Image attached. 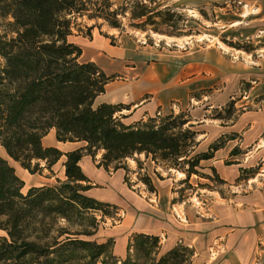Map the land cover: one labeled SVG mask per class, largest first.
<instances>
[{"label": "trees", "instance_id": "16d2710c", "mask_svg": "<svg viewBox=\"0 0 264 264\" xmlns=\"http://www.w3.org/2000/svg\"><path fill=\"white\" fill-rule=\"evenodd\" d=\"M126 16L130 26L143 31L149 27L167 36L190 34L184 30L186 16L161 0H124L116 6L111 0H0V147L30 173L51 170L64 156L63 181L31 185L23 191L24 181L0 155V264L191 263L193 248L177 242L161 250L160 237L154 233L132 232L123 259L113 254L112 237L84 238L97 230V214L112 216L117 210L115 204L86 193L91 181L79 163L84 154L95 159L102 151L98 166L127 170L124 160L144 153L185 173L179 181L183 184L202 167L201 161L213 158L228 140L238 137L235 132L223 133L205 149L194 151L200 132L189 123L187 110L157 111L125 123L121 114L125 104L95 102L114 75H107L93 61L80 60L82 49L70 36L79 18L122 28L121 18ZM97 25L85 26L82 35L90 37ZM229 43L249 50L248 45ZM231 108L232 103L223 109L225 115L213 118L229 119ZM52 128L58 141L84 145L70 151L44 146L42 138ZM241 152L234 146L229 155ZM143 180L152 189L150 177Z\"/></svg>", "mask_w": 264, "mask_h": 264}, {"label": "crops", "instance_id": "0c3cea01", "mask_svg": "<svg viewBox=\"0 0 264 264\" xmlns=\"http://www.w3.org/2000/svg\"><path fill=\"white\" fill-rule=\"evenodd\" d=\"M248 2L253 4L255 11L249 19L261 30L264 37V0H248ZM102 31L105 33L93 29L91 37L77 34L70 36V40L82 49L80 60L93 61L107 75H114L113 79L106 83L104 92L96 97L95 102L125 104L126 108L121 111L125 123H133L153 116L157 111L167 114L187 109L192 116L191 122L195 126L201 127L200 134L202 136L199 139L198 147L203 145L202 149H205L220 134L237 133V138L228 140L224 147L216 151L214 157L209 159V165L217 169L218 173L222 169L220 177L223 180L229 182L231 179L234 182L238 176V167H241L242 164L225 165L224 158L234 146H238L242 152L244 151L242 154H246L251 152L249 150L255 140L264 141L263 128L256 137L254 134H250L255 127L254 124H257L262 117L257 120L242 115L243 118L239 117L230 121L229 124L221 122L220 125L214 127L215 124H208L204 118L195 120L190 109L196 106L192 104L190 106V102L201 101L205 97L211 98L217 90L224 89V83L219 82L222 81L221 75L242 73L240 64H229L223 55L218 54L215 61L217 66L213 68L214 65L208 61L207 57L203 56L204 52L186 51V48L181 52L177 51L176 47L171 49L163 46L166 39H170V43L176 46V40H172V38L181 39L182 37L127 29L119 32L116 28L108 25H105ZM110 37L115 39L114 44L110 42ZM259 77L253 78L255 83L250 89L258 91L264 87V83ZM216 80L218 81L216 82ZM218 82L220 86L217 85ZM194 94L196 95L194 96ZM244 119H248V123ZM262 121L264 126V117ZM42 144L56 146L62 151L74 150L84 145L79 141H58L53 128L42 138ZM255 151L253 154L257 153L262 157L261 161L257 163L260 172L256 178H252L246 184H240L237 187V183L234 182L231 195L221 197L216 195L217 192H204L197 189L194 196L197 197V201L201 200L202 204L207 200L206 198L218 197V200L209 207L208 211L199 215L196 214L198 212L194 213L193 205H187V203L192 204V197H188L189 200L186 199L187 202H183V205L177 202L174 206H166V203L170 202L171 195L166 194L162 198L160 193H157L156 210L139 214L141 217L137 218L136 222L134 221L135 215H129L127 222L125 220L123 222L127 226V228H123L125 230L117 228L107 234V236H116L114 253L124 256L128 236L133 231H141L157 234L160 237L161 250H166L177 242L183 241L194 250L190 264H264V156H261L264 154V146L258 147ZM100 153L102 154V151ZM91 159L92 157L87 154H84L80 159L79 163L83 172L100 184L110 183L111 179L106 178L102 173L94 175L96 170L91 166ZM63 160L64 156L52 166V169L56 167L58 170H54L50 174L49 177L52 181L31 183L29 186L52 185L64 180ZM231 160L239 162L237 157H233ZM254 164L249 162L248 166H254ZM229 166L234 168H231L232 174L226 176L225 170ZM181 175L184 174L181 172ZM230 176L232 178H228ZM182 179L184 177L180 181ZM158 182L159 186L168 184L169 188L172 183L167 182V179L158 180ZM100 190L88 189L86 193L99 200L108 201ZM208 192L209 194H206ZM140 204H138L139 207ZM123 231L126 232L123 234L121 233Z\"/></svg>", "mask_w": 264, "mask_h": 264}, {"label": "rangeland", "instance_id": "374dc122", "mask_svg": "<svg viewBox=\"0 0 264 264\" xmlns=\"http://www.w3.org/2000/svg\"><path fill=\"white\" fill-rule=\"evenodd\" d=\"M111 1L116 6L122 4L124 0ZM161 4L164 6L178 7L179 11H181L187 18L184 24V30L190 32L188 35L180 36L182 37L181 39L172 38V40H176V46H173V44L170 43V39H163L164 47H170L171 49L176 47V50L181 52L185 51V48L186 51L204 52L203 56L207 57L208 61L214 65L213 68L217 66L215 65V61L217 60L218 54L223 55L226 62L229 64L238 63L242 67V73L240 74L233 75L226 73L221 75L222 81L219 82H223L225 88L217 90L211 98L205 97L201 101L190 102V106L191 104L196 106L191 107L190 109L191 113L195 117V120H201L204 118L205 122L210 125L215 124L214 127H216V125H220L221 122H227L229 124L232 120L238 119L239 117L243 118L242 115L249 116L252 119L257 120L262 117L257 124H254L255 127L250 132L251 135L254 134L256 137L264 129L262 121L264 117V87L258 91H254L250 89V87L255 83L253 79L254 77L258 78V76H260L259 78L264 83V37L261 30L258 29L257 26L252 23L253 21L249 19L250 15L255 12L254 6H252L253 4L248 2V0H161ZM77 22H79L78 28L73 29V33L77 35H82L83 32L86 31L85 26L93 23H96V25L98 23L101 24L91 29V35L93 29L100 31V33H105L102 29H104L105 25H107L106 22H103L100 19L95 21L88 20L86 17L81 19L79 18ZM135 22L137 21L135 20ZM121 27L122 28H116V30L119 32L126 29L137 32L143 31L139 28L130 26V21L127 19V16L121 18ZM78 29L82 32L78 31ZM145 32L155 33L149 27L145 30ZM83 36L88 37L86 35ZM111 40H113V42ZM110 42L114 44L115 39L110 37ZM229 42H238L241 45H248L249 50H245L243 48L237 49L236 47L231 46ZM217 81L218 80H216V82ZM219 82L217 85L219 84L220 86ZM230 103H232L230 111L232 115L229 119L213 118L218 114L225 115L227 112L223 109ZM206 116H208V118H205ZM244 120L248 123V119ZM240 121L242 122V120ZM192 124L193 128L200 132L201 127L195 126L194 123ZM201 136L202 134L197 135L195 140L200 139ZM202 146L203 145H201V147ZM251 146L252 147L249 150L251 152L249 153L247 152L246 154H242L244 152L243 151L241 154L239 153L235 156H230L228 153V155L224 158L225 162L226 159L237 157L239 160L238 163L242 164H240L241 167L248 170H254V172L239 170L238 167L237 175L239 178L237 176L234 179V182L237 183V187L240 184L243 185L248 183L252 178H256V175L260 172L257 163L261 161L260 158L262 157H260L257 153L253 154V151H255L258 147L264 146V141L261 139L255 140ZM201 147L196 145L194 151L203 150ZM0 154L8 158L1 147ZM100 154V151L97 152L95 159H91V166L96 170L94 171V175L97 176L99 173H102V175L106 178H110L111 182L107 184H100L98 181L89 177L91 181L90 189H101L100 192L108 199L107 202L115 204L117 206V210L114 214H112V216L101 217L97 214V218L100 219L97 230L93 235L84 237L95 239L97 241H104L106 238L112 237L114 239V243H116V236H107V234L109 232H113L117 228L125 230L123 228H127V226L124 225L123 222L124 220L127 222L129 215H135L134 221L136 222L137 218H140L142 213L146 214L149 210H156L157 193H160L162 198L164 195L166 196V194L171 195L170 202L166 203V206H174L177 202H180L183 205V202L185 203L189 200L188 197H192V204L187 203V205H193L194 213L198 212L196 214L199 215L206 210L208 211L209 207H211V205L218 200L216 195L221 197L231 195L235 184L231 179H229V182L225 180L221 181L219 178H221L220 171H222V169H220L219 173L217 169H215L216 174L212 171V167L209 165L210 160L201 161L200 164H203L201 165L202 167H199L198 172L193 173L190 176L189 183L182 184L179 181L181 178L185 177V173H182L184 175H181V171L177 170V168L165 167L164 164L160 162L156 163L151 160L150 157H147L146 159V157H144V153L134 154L131 157L126 158L124 163L126 164L127 170L123 168L113 169L112 166L105 169L103 166H98L97 162L101 156ZM261 156H264V154ZM251 159H255V162ZM8 161L15 167L16 174L19 177L22 174L21 179L25 183L23 191H25L31 183H45L52 181L49 176L52 174V171L57 170L56 167L51 170L42 168L40 171L30 173L28 170L22 169L19 164L14 162L12 159L8 158ZM249 162H253V164L255 163L254 166H248ZM139 163L142 165L140 166ZM238 163L234 164L236 165ZM43 164L44 162L40 161V165ZM231 168L234 167L229 166L227 167V170H225L226 176L232 174ZM125 175H127L126 179H124ZM144 176L150 177L152 189H150V185L144 183ZM228 178L232 177L230 176ZM99 179L104 181L103 178L99 177ZM163 179H167V182H172L170 188L168 184L166 186L164 184L162 186L158 185V180L162 181ZM197 189L203 190L204 192L213 191L217 192V194L215 193L216 197L213 199L206 198L207 200L202 204L201 200L197 201V197L194 196V193L198 191ZM206 194H209V192ZM139 203H141L140 207L138 205ZM158 204L160 205V202ZM136 210L137 212H135ZM125 232L126 231H123L121 233L124 234ZM181 242L184 243L183 241ZM112 249L113 254L116 257L121 259L125 257L126 248L124 256H119L114 253V244Z\"/></svg>", "mask_w": 264, "mask_h": 264}]
</instances>
